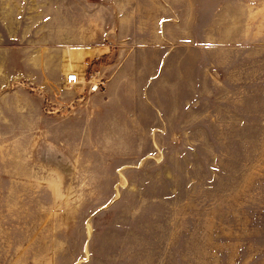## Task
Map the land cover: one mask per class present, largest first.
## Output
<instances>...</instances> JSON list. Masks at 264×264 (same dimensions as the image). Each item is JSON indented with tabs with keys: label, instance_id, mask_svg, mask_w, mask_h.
Listing matches in <instances>:
<instances>
[{
	"label": "rangeland",
	"instance_id": "1",
	"mask_svg": "<svg viewBox=\"0 0 264 264\" xmlns=\"http://www.w3.org/2000/svg\"><path fill=\"white\" fill-rule=\"evenodd\" d=\"M0 264H264V0H0Z\"/></svg>",
	"mask_w": 264,
	"mask_h": 264
},
{
	"label": "built area",
	"instance_id": "2",
	"mask_svg": "<svg viewBox=\"0 0 264 264\" xmlns=\"http://www.w3.org/2000/svg\"><path fill=\"white\" fill-rule=\"evenodd\" d=\"M65 84L70 88H80L83 93L87 92L88 94L101 91L104 85V83L96 77V74L88 77L87 74L81 75L76 72L66 76Z\"/></svg>",
	"mask_w": 264,
	"mask_h": 264
},
{
	"label": "crops",
	"instance_id": "3",
	"mask_svg": "<svg viewBox=\"0 0 264 264\" xmlns=\"http://www.w3.org/2000/svg\"><path fill=\"white\" fill-rule=\"evenodd\" d=\"M92 54H90V53H87V57H89V56H91ZM87 69V68H86ZM86 69L84 68V71H83V74H85L84 72L86 71ZM73 73V72H72ZM76 73H79V74H81V72H76ZM83 74H81V75H83Z\"/></svg>",
	"mask_w": 264,
	"mask_h": 264
}]
</instances>
